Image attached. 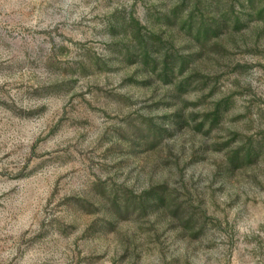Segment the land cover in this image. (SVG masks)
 <instances>
[{
    "label": "rangeland",
    "instance_id": "obj_1",
    "mask_svg": "<svg viewBox=\"0 0 264 264\" xmlns=\"http://www.w3.org/2000/svg\"><path fill=\"white\" fill-rule=\"evenodd\" d=\"M0 264H264V0H0Z\"/></svg>",
    "mask_w": 264,
    "mask_h": 264
}]
</instances>
